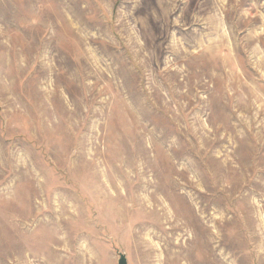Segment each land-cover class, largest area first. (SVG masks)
Returning <instances> with one entry per match:
<instances>
[{"label":"rangeland","instance_id":"obj_1","mask_svg":"<svg viewBox=\"0 0 264 264\" xmlns=\"http://www.w3.org/2000/svg\"><path fill=\"white\" fill-rule=\"evenodd\" d=\"M264 264V0H0V264Z\"/></svg>","mask_w":264,"mask_h":264},{"label":"water","instance_id":"obj_2","mask_svg":"<svg viewBox=\"0 0 264 264\" xmlns=\"http://www.w3.org/2000/svg\"><path fill=\"white\" fill-rule=\"evenodd\" d=\"M123 264V263H122Z\"/></svg>","mask_w":264,"mask_h":264}]
</instances>
